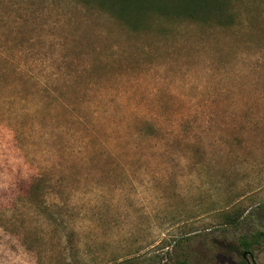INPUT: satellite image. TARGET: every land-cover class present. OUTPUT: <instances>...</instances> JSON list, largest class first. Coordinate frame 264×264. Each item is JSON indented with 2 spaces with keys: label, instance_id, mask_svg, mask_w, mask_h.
<instances>
[{
  "label": "rangeland",
  "instance_id": "obj_1",
  "mask_svg": "<svg viewBox=\"0 0 264 264\" xmlns=\"http://www.w3.org/2000/svg\"><path fill=\"white\" fill-rule=\"evenodd\" d=\"M221 1L0 0V264H264V0Z\"/></svg>",
  "mask_w": 264,
  "mask_h": 264
},
{
  "label": "trees",
  "instance_id": "obj_2",
  "mask_svg": "<svg viewBox=\"0 0 264 264\" xmlns=\"http://www.w3.org/2000/svg\"><path fill=\"white\" fill-rule=\"evenodd\" d=\"M102 2L114 8L115 12L120 15L134 14L135 17L139 18L145 14V10L149 9L150 11L151 6H156L158 8L157 11H161V13H182L193 19L200 18L201 13H206L211 9L213 11L210 12L218 11L223 4L220 0H102ZM225 219L224 224L239 222L236 216L225 217ZM175 264H190V262L186 259H179Z\"/></svg>",
  "mask_w": 264,
  "mask_h": 264
},
{
  "label": "water",
  "instance_id": "obj_3",
  "mask_svg": "<svg viewBox=\"0 0 264 264\" xmlns=\"http://www.w3.org/2000/svg\"><path fill=\"white\" fill-rule=\"evenodd\" d=\"M244 255H246V253L244 252Z\"/></svg>",
  "mask_w": 264,
  "mask_h": 264
}]
</instances>
